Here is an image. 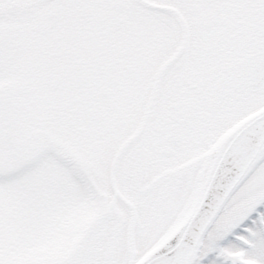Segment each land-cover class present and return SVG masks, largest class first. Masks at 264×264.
Instances as JSON below:
<instances>
[{
    "label": "snow or ice",
    "instance_id": "obj_1",
    "mask_svg": "<svg viewBox=\"0 0 264 264\" xmlns=\"http://www.w3.org/2000/svg\"><path fill=\"white\" fill-rule=\"evenodd\" d=\"M0 264H264V0H0Z\"/></svg>",
    "mask_w": 264,
    "mask_h": 264
}]
</instances>
